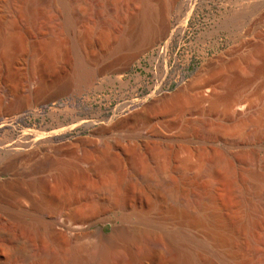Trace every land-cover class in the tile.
<instances>
[{
    "label": "bare ground",
    "instance_id": "bare-ground-1",
    "mask_svg": "<svg viewBox=\"0 0 264 264\" xmlns=\"http://www.w3.org/2000/svg\"><path fill=\"white\" fill-rule=\"evenodd\" d=\"M174 1L5 0L0 5V14L10 17L12 26L9 24L10 29L4 32L0 25V61L6 60L8 64L7 67L4 65L8 71L5 72L7 78L3 79V64L0 63V85L15 83L18 79L23 83L24 96L12 94L5 84L0 91V116H13L25 108L56 100L69 93H80L82 86L91 85L99 77H107L117 66L127 67V64L130 65L164 39L166 44L161 51L165 52L173 38L166 23V11ZM82 4L89 7L83 14L78 11ZM23 18L46 24L42 22L45 32L40 38L44 44V61L57 58L68 38L75 39L76 48L80 50L81 42L84 44L91 37L98 36L105 48L93 57L94 60L96 58L93 66L81 53L74 75L62 84L50 88L51 84L35 73L38 61L33 59L29 63L31 75L20 80L9 68L14 62L13 52L26 48L18 31L19 25L15 22ZM219 29L226 32L231 45L210 57L184 86L171 94L161 95L154 102L146 103L142 110L112 124L113 128L118 127V131L119 127L127 126L123 127L126 130H120L125 131L124 134L108 136L95 144L90 139L75 140L73 145L87 149L86 156L79 161L91 164L96 174V184L99 185L97 188H100H85L81 195L106 197L121 209L125 220L134 218L143 225L134 229L124 228L123 233L114 228L108 238H103L99 231L95 232L102 242H113L117 231L129 237L148 231V227L163 228L164 219L161 221L160 217L153 215L156 212L158 215L162 201L170 199V207L184 215L189 223L195 222L207 228L203 237L186 229L167 232L166 250L174 254L172 264H203L199 254L204 251H210L215 257L212 264H231L215 249L214 238L221 235L227 238V230L234 228L239 231L238 227L245 230L246 241L264 255V239L260 244L256 243L252 230L257 219L264 216V2L256 1L248 7L231 11L223 17ZM175 30L181 32L182 28ZM180 110L191 111L187 114H197L203 118L196 116L178 121L167 118V115L180 113ZM158 126L173 128L176 133L162 136L157 132ZM140 129L151 133L144 136L140 134ZM207 131L215 133L203 134ZM126 142L133 143V153L120 157L116 150L127 149ZM218 142H222L226 149H222ZM140 147L163 151L160 159L154 158V167L149 168L150 177L155 179L153 182L140 179L129 166L142 161L143 158L139 159L141 156L135 155ZM77 161L55 157L47 163L49 168L55 170H72L76 168ZM38 178H34L30 186L37 190L46 204L47 193L39 189ZM15 184L13 178L0 180V188ZM234 185L237 187L233 188ZM219 186L228 194L235 189L245 211V220L240 222L232 217L234 220L230 218V221L226 217L227 211L216 198V188ZM44 206L39 204L35 207L41 210ZM0 210L10 211L11 208L0 205ZM86 211L84 206L70 207L64 211V218L58 224L67 231L79 233L84 226L91 224L89 219L79 214ZM59 214L56 211L44 218L25 208L13 213L11 218L15 225H20L22 233L29 239L36 237L38 228H44L43 239L48 244L30 253L25 252L27 254L12 247L7 260L0 261V264L64 261L67 254L63 250L70 243L64 239L62 232L53 227L59 220ZM4 237L0 236V245L6 242ZM21 241L27 243L29 240ZM146 247L140 254L133 253L134 258L138 259L148 252ZM99 250L101 258L107 255L103 246Z\"/></svg>",
    "mask_w": 264,
    "mask_h": 264
},
{
    "label": "rangeland",
    "instance_id": "rangeland-1",
    "mask_svg": "<svg viewBox=\"0 0 264 264\" xmlns=\"http://www.w3.org/2000/svg\"><path fill=\"white\" fill-rule=\"evenodd\" d=\"M4 1L0 0V5ZM256 1L264 2V0H175L166 11L168 20L166 23L173 38L165 52L161 51L166 44L164 39L158 46L129 63L130 65L127 64V67L117 66L113 71L119 69L118 71L111 70L107 77H99L91 85L82 86L80 93H69L56 100L25 108L13 116H0V180L13 178L16 181L15 186L0 188V205L11 208L10 211L0 210V236H5L4 239H6V242L0 245L1 262L7 260L12 247L23 253H30L31 250L48 244L43 239L46 232L44 228H38L36 237L29 239L22 233L21 226L15 225L11 215L20 208L30 210L44 218L59 211V220L53 227L56 231L62 232L64 239L70 243L69 247L63 250L67 254L64 261L30 262L29 264H172L174 254L166 250L167 232L186 229L200 237L204 236L207 228L195 222L189 223L187 219H184V215L170 207L171 200L167 199L161 202L162 208L158 215L157 212L153 215L156 218L160 217L161 221L164 219L163 228L148 227L147 230L150 228L148 231L129 237L117 231L113 242L108 244L105 241L102 242L94 234L97 232L94 228L95 224L101 225L108 237L112 235L114 228L122 232L124 228L134 229L143 225L137 223L134 218L125 220L121 209L111 204L106 197L93 198L81 195L85 188L93 190H100V188H97L99 185L96 184V174L93 173L91 164L79 161L86 156L87 149L73 144L78 139H90L95 144L108 136L124 134L125 131L120 130L127 126L119 127L118 131V127L114 129L112 124L126 118L130 113L142 110V107L154 102L161 95L171 94L189 82L210 57L231 45L232 41L226 32L219 29L223 17L235 9L248 7ZM86 6L82 4L78 11L85 13L89 8ZM7 17L0 14V25L3 28L0 27L4 32L12 26L11 18ZM15 22L19 25L21 31L19 29L18 31L26 48L21 49L20 52L19 50L13 52L14 62L9 69L15 77H20V80L31 75L29 63L33 59L38 61L35 73L47 80L51 84L50 88L62 84L74 75L75 64L81 53L91 65L93 57L99 55L105 48L98 36L91 37L84 44L81 42L80 50L76 48L75 39L68 38L63 44V52L57 58L44 61V44L40 42V38L43 31L45 32L43 26H46L45 22L40 20L35 22L29 18ZM176 28H182V31L179 32L175 30ZM1 61L3 67H0H2L4 79V77L7 78L5 72L8 71L6 68L8 64L6 60ZM93 63L96 64V58ZM5 84L9 86L12 94L24 96V88H21L23 83L18 79L15 83ZM4 85H0V91ZM182 111L171 113L167 115V118L178 121L200 117L197 114L188 115L187 113L191 111ZM85 123L90 125L83 126ZM140 130V134L144 136L151 133L144 129ZM157 132L168 137L175 134L176 130L158 126ZM208 132L210 133L207 131L203 134ZM214 133L211 131L210 134ZM126 145L127 149L116 150L118 156L128 157L133 153V143L126 142ZM218 145L226 149L222 142H218ZM53 147L58 150L61 148V150L56 151ZM162 152L140 147L135 155L141 156L139 159L143 158L142 161L129 166L140 179L153 182L155 179L150 177L149 168L154 167V158L160 159ZM55 157L78 160L76 168L72 170L49 168L48 160ZM36 177H39V189L47 193L46 204L41 195L37 194V190L30 186V182ZM216 196L219 204L227 211L226 217L229 219L235 217L234 219L240 222L245 220V211L235 189L228 194L222 186H219L216 188ZM39 204L45 205L44 208L38 210L35 206ZM78 206L86 207L87 211L79 214L89 219L91 224L84 226V230L79 233L63 229L58 222L64 218V211ZM262 217L257 219L252 229L253 238L258 244L264 239V216ZM237 229L239 231L234 228L227 230L225 234L227 238L221 237L223 235L219 236L221 238H214L216 240V247H214L219 255L231 264H264V255L257 252L252 244L246 241L245 230H240L239 227ZM108 237L103 236V238ZM22 239L29 241L23 243ZM102 246L106 250L107 258L103 255L101 258V253H98ZM145 247L148 252L138 259L134 258V254H140ZM70 254L73 256L70 257ZM214 258L210 251L199 254L200 262L203 264H212Z\"/></svg>",
    "mask_w": 264,
    "mask_h": 264
},
{
    "label": "water",
    "instance_id": "water-1",
    "mask_svg": "<svg viewBox=\"0 0 264 264\" xmlns=\"http://www.w3.org/2000/svg\"><path fill=\"white\" fill-rule=\"evenodd\" d=\"M88 125H90V124L85 123L83 126H88ZM94 228H95L96 231H99L103 236L108 237L107 234H105V233L103 232V228H102L101 225H97V224H95V225H94Z\"/></svg>",
    "mask_w": 264,
    "mask_h": 264
}]
</instances>
